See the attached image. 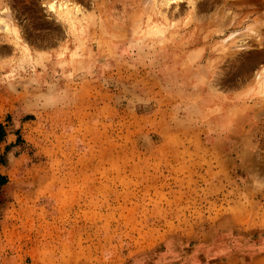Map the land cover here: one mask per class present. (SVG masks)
I'll return each instance as SVG.
<instances>
[{"label": "rangeland", "instance_id": "obj_1", "mask_svg": "<svg viewBox=\"0 0 264 264\" xmlns=\"http://www.w3.org/2000/svg\"><path fill=\"white\" fill-rule=\"evenodd\" d=\"M220 2L5 0L0 264H264V9Z\"/></svg>", "mask_w": 264, "mask_h": 264}, {"label": "crops", "instance_id": "obj_2", "mask_svg": "<svg viewBox=\"0 0 264 264\" xmlns=\"http://www.w3.org/2000/svg\"><path fill=\"white\" fill-rule=\"evenodd\" d=\"M220 5H233V6H259L264 9V0H221ZM0 9H46V8H40V7H23V6H6L5 0H0ZM54 23L59 22L60 24H64L63 21H61L58 18H54Z\"/></svg>", "mask_w": 264, "mask_h": 264}, {"label": "bare ground", "instance_id": "obj_3", "mask_svg": "<svg viewBox=\"0 0 264 264\" xmlns=\"http://www.w3.org/2000/svg\"><path fill=\"white\" fill-rule=\"evenodd\" d=\"M172 1H174V0H172ZM165 2V0H163V3ZM170 2V1H169ZM60 5V4H59ZM62 5V4H61ZM65 5V4H64ZM68 7V6H67ZM49 8L51 9V10H54V9H58V7H57V4L55 5V4H53V3H50L49 4ZM63 8V7H62ZM61 8V9H62ZM75 8H77V7H75ZM60 9V8H59ZM64 9H66V6H65V8ZM70 9V8H69Z\"/></svg>", "mask_w": 264, "mask_h": 264}, {"label": "trees", "instance_id": "obj_4", "mask_svg": "<svg viewBox=\"0 0 264 264\" xmlns=\"http://www.w3.org/2000/svg\"><path fill=\"white\" fill-rule=\"evenodd\" d=\"M0 161H1V159H0ZM1 179L3 180V178L1 177Z\"/></svg>", "mask_w": 264, "mask_h": 264}]
</instances>
